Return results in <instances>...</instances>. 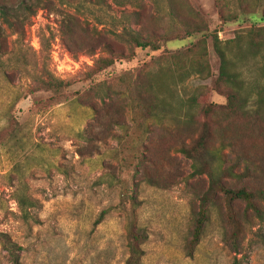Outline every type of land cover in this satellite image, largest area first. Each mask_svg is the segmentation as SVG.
Listing matches in <instances>:
<instances>
[{
  "label": "rangeland",
  "instance_id": "obj_1",
  "mask_svg": "<svg viewBox=\"0 0 264 264\" xmlns=\"http://www.w3.org/2000/svg\"><path fill=\"white\" fill-rule=\"evenodd\" d=\"M1 2L18 20L12 30L0 17V264H264V194L260 218L208 176L264 193V113L249 127L227 119L210 35L264 27L260 8L243 15L233 4L237 17L221 22L215 0H187L208 32L150 52L119 35L162 33L165 0ZM202 37L210 74L171 79V55ZM263 54L242 67L249 92L264 84ZM104 56L113 65L88 78ZM52 79L66 85L47 90ZM256 108L250 94L244 110ZM202 201L209 219L188 256Z\"/></svg>",
  "mask_w": 264,
  "mask_h": 264
},
{
  "label": "trees",
  "instance_id": "obj_2",
  "mask_svg": "<svg viewBox=\"0 0 264 264\" xmlns=\"http://www.w3.org/2000/svg\"><path fill=\"white\" fill-rule=\"evenodd\" d=\"M215 3L221 22L234 20L237 17L231 9L233 4H235L239 13L243 15L253 14L260 8L261 18L264 19V0H215ZM165 4V14L168 17V25L166 24V26L163 27L162 33L153 28L143 33L141 30L123 27L122 31H124V34L121 33L119 37L133 44L136 48L156 52L163 50L168 42L175 40L184 41L185 38H189L190 36L203 35L208 32L209 25L207 20H205L187 0H165ZM23 8L29 10L30 7L24 5ZM158 9L160 8L158 7ZM0 17L4 24L12 30H16L18 17H15L14 14L11 13L10 7L4 2L0 3ZM210 35L213 50L220 61L216 80L217 83L223 85L222 88L226 97V103L222 106V109L227 119L234 122L242 121L244 127H249L252 125L251 119L261 118L259 117L260 112L264 113V84L257 86L249 92L246 88L241 70L243 66L247 65L251 59L257 57L260 51L264 49V27H257L256 29L249 28L242 33H238L234 39L225 41H221L216 32H211ZM123 36H127L128 39ZM87 50L90 54L94 53L93 47H88ZM106 50L112 55L117 54L113 52V49L110 47L106 48ZM206 55V40L202 37L195 43H191V47H188L186 50L172 54L171 62L164 68V72L171 79L177 80L178 82H182L191 74H199L202 76L205 74L208 76L210 70ZM262 57L264 62V54ZM183 59H186V61H183ZM113 63L114 59L112 57L104 56L96 58L92 68L87 73V77L91 78V76L105 70L113 65ZM260 71L264 75V63ZM50 77L52 78L51 75ZM44 84L47 90L54 89L55 87L62 88L66 85V83L54 81V79L49 82L46 81ZM136 94L141 102H147V100L150 99V82L137 85ZM250 94L255 95V103L257 106L256 113L251 116L244 110V106L247 104ZM192 101L195 103L194 97ZM211 109L210 105L206 106L203 109V113L208 115ZM208 124L209 122L204 120V125L208 126ZM1 134H3V132ZM201 141L204 140L200 139L199 145ZM203 150H205L203 147L195 149L197 154L194 153L193 158L197 160L198 154ZM208 176L212 183L219 185L223 193L229 195V197L235 201L244 202L246 209L255 212L257 217L262 218V213L258 207V199L264 193L259 192V190H249L247 186L230 189L220 183L212 171H208ZM212 200L213 198L211 201ZM208 219V207L207 204L202 201V205L194 219L191 239L188 245H186V253L188 256L192 254V250L197 244ZM234 252L237 253L238 249H234ZM12 264H20L17 256L13 257ZM233 264H237L236 258H234Z\"/></svg>",
  "mask_w": 264,
  "mask_h": 264
},
{
  "label": "built area",
  "instance_id": "obj_3",
  "mask_svg": "<svg viewBox=\"0 0 264 264\" xmlns=\"http://www.w3.org/2000/svg\"><path fill=\"white\" fill-rule=\"evenodd\" d=\"M31 43H32V45H33L34 47H36L37 41H35V40L33 39V41H32ZM53 59H54V60L57 59L56 54H54V52H53ZM67 60L70 62L69 64L72 65V66L74 67V69L78 68V63H77V62L72 61V60L69 59V58H67ZM57 69L60 70V67H57Z\"/></svg>",
  "mask_w": 264,
  "mask_h": 264
},
{
  "label": "crops",
  "instance_id": "obj_4",
  "mask_svg": "<svg viewBox=\"0 0 264 264\" xmlns=\"http://www.w3.org/2000/svg\"><path fill=\"white\" fill-rule=\"evenodd\" d=\"M82 127H83V125H82V126H80V127H79V129H80V128H82ZM0 129H1V128H0Z\"/></svg>",
  "mask_w": 264,
  "mask_h": 264
}]
</instances>
